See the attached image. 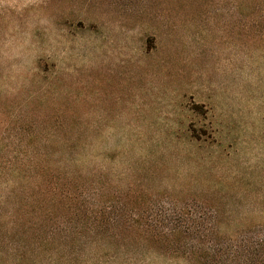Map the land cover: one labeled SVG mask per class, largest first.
Wrapping results in <instances>:
<instances>
[{
	"label": "rangeland",
	"instance_id": "obj_1",
	"mask_svg": "<svg viewBox=\"0 0 264 264\" xmlns=\"http://www.w3.org/2000/svg\"><path fill=\"white\" fill-rule=\"evenodd\" d=\"M261 236L264 0H0V264H251Z\"/></svg>",
	"mask_w": 264,
	"mask_h": 264
},
{
	"label": "trees",
	"instance_id": "obj_2",
	"mask_svg": "<svg viewBox=\"0 0 264 264\" xmlns=\"http://www.w3.org/2000/svg\"><path fill=\"white\" fill-rule=\"evenodd\" d=\"M79 160L77 157L72 158L73 168L80 167ZM97 196L94 185L87 186L83 183L73 185V190L70 194V212L73 221L71 227L73 229L99 228L102 226L98 220L101 209L97 203ZM249 244L248 258L251 264H264V236L256 239L254 249L251 246L253 243L250 242ZM252 250L253 252H251ZM254 252L256 256H254Z\"/></svg>",
	"mask_w": 264,
	"mask_h": 264
}]
</instances>
